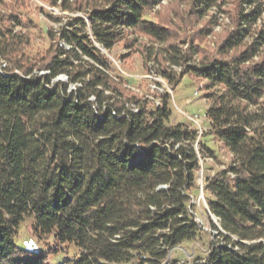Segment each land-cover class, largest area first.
<instances>
[{
	"label": "trees",
	"instance_id": "obj_1",
	"mask_svg": "<svg viewBox=\"0 0 264 264\" xmlns=\"http://www.w3.org/2000/svg\"><path fill=\"white\" fill-rule=\"evenodd\" d=\"M159 2L109 0L92 10L89 24L76 19L73 31L60 34L69 49L53 52L42 76L15 55L21 39L0 26V264H52L51 256L63 258L58 264H264V27L257 26L264 0L194 4L199 16L230 12L235 25L218 47L222 57L184 73L206 81L210 136L232 164L203 186L218 241L205 258L184 261L171 252L206 234L191 203L201 191L198 131L171 124L169 97L156 106L120 91L101 51L126 30L155 42L173 38L149 19ZM167 54L172 66L187 60L174 45ZM60 76L68 83L55 81ZM200 152L218 159L205 141ZM27 220L35 237L66 249L19 248L15 237ZM70 246L78 256L68 258Z\"/></svg>",
	"mask_w": 264,
	"mask_h": 264
},
{
	"label": "rangeland",
	"instance_id": "obj_2",
	"mask_svg": "<svg viewBox=\"0 0 264 264\" xmlns=\"http://www.w3.org/2000/svg\"><path fill=\"white\" fill-rule=\"evenodd\" d=\"M109 0H0V26L21 39L18 59L34 66V75L42 76L46 73L43 65L58 48L68 50L69 47L60 39L62 30L73 31L77 25L71 26L76 19L90 22L93 9L105 8ZM196 0H160L148 11L150 21L166 26L173 34L168 42H155L137 30H126L122 41L111 51H103L109 70L108 73L118 83L120 91L131 97L150 100L158 97H169L168 105L171 109V124L187 125L194 129L191 121L182 114L190 117H201L203 133L198 132V139L193 144L197 153L200 170L197 180L202 189L207 179L212 178L219 171L227 169L232 164V155L223 148L220 142L210 136V123L207 111L210 102L205 98L206 81L192 74H184L188 66H198L204 59L222 57L218 52L219 45L225 37L234 30L235 25L230 12H221L212 8L206 15L199 16L193 11ZM232 9L230 1L223 7ZM16 18V19H15ZM264 27V18L257 24ZM89 31V29H87ZM51 32L54 37L49 35ZM252 38L246 39L251 43ZM170 45L177 47L179 52L187 56L180 67L170 65L167 50ZM193 47V48H192ZM200 50L195 53L194 50ZM201 48V49H200ZM259 58H255L257 61ZM2 63L8 64L1 59ZM167 70L172 77H177V84L173 85L161 74ZM63 83H68L64 76ZM59 78V77H58ZM58 78L55 81H58ZM72 84L69 85V89ZM159 89L156 90L155 89ZM200 141H205L217 154V160L204 157L200 152ZM200 191L197 198L191 199L192 214L201 229L206 232L198 242H185L181 247L171 252L170 258L182 261L192 258H205L209 254L210 246L218 241L217 233L211 228L206 197ZM204 197V198H203ZM213 220V219H212ZM216 222V220H213ZM15 244L26 251L46 252L54 250L60 255L66 248L57 245L51 238L38 239L32 231V223L27 220L19 228L15 237ZM68 249V248H67ZM78 256V251L70 246L68 258ZM62 262L63 258L54 260L52 264Z\"/></svg>",
	"mask_w": 264,
	"mask_h": 264
},
{
	"label": "built area",
	"instance_id": "obj_3",
	"mask_svg": "<svg viewBox=\"0 0 264 264\" xmlns=\"http://www.w3.org/2000/svg\"><path fill=\"white\" fill-rule=\"evenodd\" d=\"M101 51L103 52V51H106V50H104V49L101 48ZM3 66H5V64ZM46 74H47V72L46 73H43L42 75H46ZM78 86H80V85L79 84L72 85L71 88H70V90H75L76 87H78ZM155 89H156V87H155ZM156 90H159V89H156ZM152 101H154V103H155L156 106H161L163 99L161 97H158L156 99H153L152 98ZM182 114L184 116H186L191 121V123L195 126L194 127L195 130H197L200 134L203 133V130L204 129L202 128V125H201V117H195V116L190 117L185 112H182ZM202 189H201V192L203 193Z\"/></svg>",
	"mask_w": 264,
	"mask_h": 264
},
{
	"label": "water",
	"instance_id": "obj_4",
	"mask_svg": "<svg viewBox=\"0 0 264 264\" xmlns=\"http://www.w3.org/2000/svg\"><path fill=\"white\" fill-rule=\"evenodd\" d=\"M63 78H65L64 76H60L59 78H58V81H63ZM212 219L213 220H215V218L212 216Z\"/></svg>",
	"mask_w": 264,
	"mask_h": 264
}]
</instances>
